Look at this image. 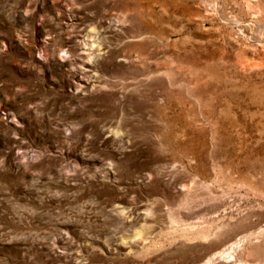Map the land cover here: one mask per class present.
<instances>
[{"label":"rangeland","instance_id":"obj_1","mask_svg":"<svg viewBox=\"0 0 264 264\" xmlns=\"http://www.w3.org/2000/svg\"><path fill=\"white\" fill-rule=\"evenodd\" d=\"M0 264H264V0H0Z\"/></svg>","mask_w":264,"mask_h":264}]
</instances>
